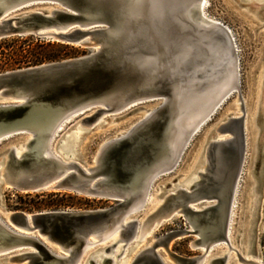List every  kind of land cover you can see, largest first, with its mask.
Returning <instances> with one entry per match:
<instances>
[{
    "label": "water",
    "instance_id": "1",
    "mask_svg": "<svg viewBox=\"0 0 264 264\" xmlns=\"http://www.w3.org/2000/svg\"><path fill=\"white\" fill-rule=\"evenodd\" d=\"M186 1L0 0V39L32 35L93 47L80 57L0 73V142L11 136L35 134L30 117L48 107L58 118L73 112L80 116L94 109L81 120L83 126H90L104 112H120L149 100L162 102L126 134L103 144L93 165H84L87 170L80 161L65 163L35 148L22 151L20 156L15 148L6 151L0 191L5 187L25 193L67 191L116 201L100 210L12 212V224L35 238L17 236L0 224L1 244L33 248L11 256L7 264H76L90 239L113 229H119L126 239L134 233L137 221L124 223V219L134 201L143 196L138 191L143 181L173 156L170 143L177 132L174 121L178 114L174 108L188 82L202 69L208 70L211 63V55L197 53V48H211L209 41L215 37L226 39L222 29L226 25L220 20L215 24L201 16L215 25L212 28L183 25L180 6ZM48 6L56 8L48 10ZM256 6L263 9L264 2ZM225 120L217 133L225 134L226 139L208 144L207 164L200 180L188 192L180 189L168 195L144 225L182 214L191 229L156 239L131 264H163L158 248H163L175 264H230L231 251L239 264H264L257 250L252 253L249 248L245 256L225 236L226 217L246 154L244 115ZM51 122L45 137L53 134L58 123ZM198 200H202L199 206L212 205L193 211L189 204ZM191 234L196 238L190 246L200 250L199 254L188 257L169 248L174 238ZM52 246L64 257L52 253ZM219 246H227V251L210 257Z\"/></svg>",
    "mask_w": 264,
    "mask_h": 264
},
{
    "label": "rangeland",
    "instance_id": "2",
    "mask_svg": "<svg viewBox=\"0 0 264 264\" xmlns=\"http://www.w3.org/2000/svg\"><path fill=\"white\" fill-rule=\"evenodd\" d=\"M248 2L250 3L240 0H208L207 11L210 15L208 18H216L223 22L232 30L236 40L238 89L232 92L212 114L208 122H204L205 125L185 149L183 159L178 165L176 164L177 167L156 178L153 183L152 196L156 197L157 201L163 202L164 195L169 194L171 189L186 188V185L194 179L196 171L202 169L203 157H201V152L204 144L210 138V132L227 116L242 114V111L239 110L241 103L247 110L249 131L247 130L245 135L247 148L240 176L236 208L233 211L230 241L232 246L244 254L248 253L249 248L252 249V253L257 250L258 257L264 263V8L261 9L256 6L261 3L259 0H248ZM92 50L93 47L80 44H62L32 35L11 36L0 39V73L80 57L89 54ZM27 51L45 54L47 60L38 61L34 57H29ZM17 54L21 57H18ZM157 103L159 101L152 100L134 103L131 105L132 107L128 106L120 112L113 113L112 116L116 120L109 116L111 114H105L103 116H107L105 123L103 122L99 128L92 129L97 122L90 126H83V130L88 131V133L81 145L78 161L83 166H92L93 158L103 144L131 130L142 120L141 118L145 117L146 110ZM93 111L94 109L80 116H75L74 120L66 124L65 128L68 129L79 119L88 116ZM103 117L99 120H103ZM27 136L29 135L21 134L2 140L0 142V158L3 157L9 146L23 143ZM54 151L57 152L55 148ZM0 197V214L3 215L4 222L7 221L10 212L36 214L49 211L100 210L116 203L113 199L84 196L67 191L45 190L25 193L8 187L2 189ZM192 205L199 208L198 203ZM202 206L205 205H200V207ZM151 207L152 205L144 206L141 212L136 214L137 216L141 214L139 220L145 216ZM189 229L191 226L187 219L182 214H175L155 226L146 241L139 244L138 248L148 245L151 241L153 242L167 233ZM195 238L194 234L176 237L171 241L170 248L183 256L197 255L201 251L192 249L190 246ZM103 244L104 242L100 243V245ZM226 250L227 246H219L210 253V256H220ZM90 252L91 250L87 254ZM158 252L165 255L163 248H158ZM230 254L232 257L235 255L232 251ZM3 257L5 256L0 255V258ZM86 258L85 255L82 259L83 263H85ZM230 264H237V258L234 257Z\"/></svg>",
    "mask_w": 264,
    "mask_h": 264
},
{
    "label": "bare ground",
    "instance_id": "3",
    "mask_svg": "<svg viewBox=\"0 0 264 264\" xmlns=\"http://www.w3.org/2000/svg\"><path fill=\"white\" fill-rule=\"evenodd\" d=\"M259 1L261 3L264 2V0H259ZM207 4H208V0H192V1L187 0L185 5L182 4V6H180L181 7L180 16L183 19L182 22L184 21L183 25H186L187 27L190 28L193 27L212 28L215 26L213 23H206L205 21H203L201 19V16L207 18L208 20H211L215 24H219L220 21L218 19L208 18V16L210 17V15L207 11ZM53 8L56 7L55 6L46 7V9L48 10ZM174 13L176 14V12ZM11 16H15V15L11 14ZM219 26H221V24ZM222 29L224 30L223 32L226 39L224 38L223 40H221L220 37H215L214 39L209 41L210 45L212 46L211 48L209 47H206V49L197 48V53L200 54L206 53L207 56L211 55V63L208 66V70L202 69L198 73L200 74L199 76L192 78L191 79L192 81L188 82V86L184 88L183 93L180 96V103L177 104L178 108L177 107L176 109L174 108V111L178 110L177 111L178 114L174 121V125L177 129V132L175 133L174 138L170 143L171 149L173 150V156H172L173 158L170 156L168 159H166V161L162 163V165L157 169V171L153 172L143 181L142 186H140V188L138 189V191H140L141 195L143 196L139 197L137 200L134 201L133 205L128 210L126 217L124 219V223L132 220L137 221V226L134 230V233L126 239L124 238V236L120 234L119 229H113L106 233H102L99 236H96L95 239H90L86 244V246L84 247L82 254L80 255L76 264H82L83 263L82 259L85 257V255L87 258L84 261L85 263L83 264H131L136 259V257L140 255L146 248L151 246L154 241L153 242L151 241V243L142 246L141 248H138L139 244L145 242L147 237L154 230L155 226L161 224L162 220L166 219L167 217L161 218L159 220H154L153 222H151V224L145 227L144 225L147 219H149L150 216H152L163 205L168 195L174 194L177 190L180 189L185 190L187 192L190 189H192L193 185H195L200 180V175L203 172H205V167L207 164L206 151L208 144L213 140L221 141L226 139L225 134L217 133V129L219 128L220 124L226 121L225 119H223L222 122L217 124V126H215V128L210 132L211 133L210 138H208L207 142L204 144L203 150L201 152V157H203V160L201 162L202 169L196 171L194 179L191 180L186 185V188L179 187V188L171 189L172 191L169 194L167 193L164 195L165 199L163 200V202L157 201L156 197L152 196L153 183L156 180V178L158 176L160 177L162 174L171 172L177 167L179 162H181V160L183 159V153L187 148V146L190 144L193 137L201 130V128L205 125V123L209 121L212 114L216 112V110L224 103V101L232 94V92L236 88V84L234 82V80H236L235 78L236 77L238 78L237 76L238 59H237L236 42L232 34V31L227 26L222 27ZM214 54L215 55L218 54V57H216ZM161 103L154 104V106L152 105L153 107H151L149 110H146V113L148 114L150 111L157 108ZM241 107H243V110L241 109ZM239 110L242 111V114L230 115L227 117L239 118L242 115H244L243 125H244V134L246 135L248 130L247 110L245 106H243L241 103L239 105ZM53 112L54 109L48 107L47 109H44V111L32 115L30 118L33 119L31 120L33 122H31L32 124H30V127L36 130V132L34 131L35 134H33L32 132L31 134L29 133V136H27L23 140V143L12 144L11 146H9V148H7V150L10 149L11 147L15 148L16 155L20 156L22 151L23 152L28 150L30 151L33 148H35L34 150L36 152L38 153L43 152L44 154L50 152V154L56 156L65 163H67L70 160L78 161V158L80 156L81 145L83 143L85 135L88 133V131L83 130V124L81 121L82 119H79L68 129H66L65 128L66 124H69L71 123L72 120H74L77 112L75 113L73 112L71 114L64 116L62 114V116H60L59 118L58 115H55V113ZM113 113L115 112H109V111L104 112L97 119L96 121L97 124L94 125L92 129L99 128L100 126H102V123L107 118V116L103 117L105 114H111L109 116H112ZM147 114L145 115V117L147 116ZM101 117H103L104 119L99 120ZM145 117L141 119H144ZM113 120H116V118L113 117ZM51 121L53 122L58 121L57 126L55 127L54 132L51 136L45 137L43 136L44 135L43 133L47 131V129H50L49 127L51 126L52 123ZM126 133L127 132H125L124 134ZM245 142H247L246 137H245ZM54 148L57 150V152L54 151ZM5 156H6V152L4 153L3 157ZM3 157L0 158V169L4 164ZM95 161H96V156H94L92 163H94ZM83 168L84 170H87L88 167L83 166ZM240 180L241 178L239 176L235 184V189L233 192L232 200L226 217L227 221H226L225 236L226 239L230 242V244H231L230 235L232 233L231 228H232V221L234 215L233 211L236 208L237 194H238V189L240 187ZM0 182H1V171H0ZM1 191H0V196H1ZM201 201L202 200H198L196 202L189 204L191 206L190 208L193 211H199L212 205V203L207 205L204 204L205 206L202 207L199 206V208L194 207V205H192L199 203ZM150 205H152V207L145 214V216L139 220L141 214H139L138 216L136 214L139 211L141 212V209L144 208V206H150ZM2 217L3 215L0 214V224L3 225L6 229H8L7 230L8 232H11L12 234H15L17 236L35 238L34 235L24 232L20 228L12 224L11 212L8 214V218L6 222H4L5 220ZM170 217L168 216V218ZM30 222L31 220L29 219L28 223L30 224ZM101 242H104V244L100 245ZM170 245L171 242L169 243V248ZM232 247L236 248L234 246ZM52 249H54L55 251H53ZM52 249L49 248V250L52 253L56 254L59 257H64L63 255L59 254L61 250L58 247L52 246ZM212 249L213 248H211V250ZM90 250L91 252L87 254ZM30 251H33V248L28 244L5 246L0 243V255L5 256L3 258H0V263L7 264L9 262L8 259L11 256L19 255L21 253L30 252ZM226 251H224V253ZM164 253L165 255L160 254L158 252L162 263L175 264L173 260L169 258L165 250ZM245 256H247V254ZM234 257L236 256L234 255L232 257V255L229 254L230 263L232 262ZM11 264H26V262H21V263L12 262ZM237 264H239L238 260H237Z\"/></svg>",
    "mask_w": 264,
    "mask_h": 264
},
{
    "label": "trees",
    "instance_id": "4",
    "mask_svg": "<svg viewBox=\"0 0 264 264\" xmlns=\"http://www.w3.org/2000/svg\"><path fill=\"white\" fill-rule=\"evenodd\" d=\"M50 45V44H48ZM27 54L29 55V57H34L36 58L38 61H43V60H47L46 55L42 54V53H38V52H29L27 51ZM26 54V55H27ZM18 57H21V55L17 54ZM50 60V59H48Z\"/></svg>",
    "mask_w": 264,
    "mask_h": 264
}]
</instances>
